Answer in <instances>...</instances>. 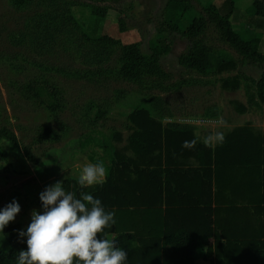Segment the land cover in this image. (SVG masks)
<instances>
[{"label": "trees", "instance_id": "obj_1", "mask_svg": "<svg viewBox=\"0 0 264 264\" xmlns=\"http://www.w3.org/2000/svg\"><path fill=\"white\" fill-rule=\"evenodd\" d=\"M10 1L21 8L33 0ZM94 1L119 3L122 0ZM194 1L167 0L158 32H177L191 42L179 61L202 77L222 75L240 65L263 69L259 78L240 73L222 76L221 86L236 90L245 85L249 89L250 107L264 112V50L261 49L264 42V1L253 0L247 10L260 29L255 33L237 30L233 26L235 0H223L220 6L207 2L200 10L196 9ZM54 5L52 2L43 12L33 16L29 25L32 32L29 37L22 35L20 43L26 37L31 47L50 50L71 29L80 28L69 14V7ZM58 8L64 10L61 15ZM108 11L107 6L91 7L95 18H107ZM211 28L222 43L234 49L237 56L230 55L207 39ZM83 34L90 41L86 59L91 58V68L73 72L53 67L50 71L57 70L76 78L108 75L143 88L165 89L169 74L161 65V55L170 50L169 44L153 41L151 52L146 53L137 42L121 44L107 34L95 37L85 30ZM79 45L83 49L84 46ZM25 57V53L17 54L15 60L23 61ZM17 89L23 97L42 105L51 114H57L64 108L62 89L45 75L29 79ZM237 110L245 113L248 106L239 103ZM109 112H98V123ZM206 113L209 117L219 116L217 107H211ZM128 119L130 133L124 145L118 144L123 141L120 132L103 136L98 142L104 155L96 162L103 161L108 173L103 185L81 188L76 177L61 180L65 190L77 198L81 192L91 193L102 201L105 211L115 213V225L106 228L105 233L116 241L118 247L127 251L125 264H196L199 258L208 256L210 249L215 264H264L263 219L255 221L259 226L251 229L248 235L241 238L233 234L224 236L225 239L211 231L197 235L190 232L192 227H189L195 223L181 222V217L212 219L224 213L225 209H220L219 205L224 197L222 190L227 185H232L238 199L244 201L243 207H238L234 200L230 204L234 208L227 210L228 213L244 212L251 217H264V133L249 124L236 126L224 134L222 143L206 147L204 139L196 133L195 125L163 123L149 108L132 110ZM38 135L40 141L56 142L63 138V134L52 126L42 127ZM194 139L198 141L195 147H183L185 141ZM4 140L17 146L34 167H45L35 154L21 145L16 133L7 125H0L1 157L6 154L2 146ZM90 140L92 137L88 136L64 146L63 157L85 149ZM181 155L185 162L174 161ZM190 157H194L195 165L189 163ZM38 204L42 206L40 196ZM20 230L26 232L27 228L19 222H9L5 226L3 234L9 247L0 245V264H16L19 251L27 249V237H21ZM211 236L215 240L209 246Z\"/></svg>", "mask_w": 264, "mask_h": 264}, {"label": "rangeland", "instance_id": "obj_2", "mask_svg": "<svg viewBox=\"0 0 264 264\" xmlns=\"http://www.w3.org/2000/svg\"><path fill=\"white\" fill-rule=\"evenodd\" d=\"M31 2L26 7L18 8L10 0H0V125H7L14 131L21 145L26 146L45 164V167H34L17 146L2 141L6 154L0 156V207L4 208L13 200L21 206V211L11 222L18 221L27 228L31 223L32 211H44L38 200L47 186L64 178H77L84 164L95 163L97 158L104 155V150L98 144L103 136H113L116 132H120L123 139L128 136V117L136 108H149L166 124L179 122L195 125L196 130L206 137L217 132L224 135L238 125L249 124L258 131L264 130V112L250 107L249 89L245 85L236 90L221 86L222 76L240 73L259 78L263 69L240 65L236 70L222 75L202 77L186 68L179 58L189 49L191 42L177 32H158L167 0H122L119 3L94 0ZM52 2H55L54 6L69 7V14L80 28H73L59 38L53 49L41 51L31 47L26 37L32 32L29 25L33 16L43 12ZM207 2L220 6L223 0H195L194 6L200 10ZM235 2L233 26L248 33L260 31L247 12L253 0ZM95 5L109 7L107 18H95L92 15L91 7ZM62 11L63 8H58L59 15ZM65 21L68 22L67 19ZM84 30L95 37L110 35L121 44L137 42L146 53L151 52L153 41L169 44L170 50L161 55V65L169 74L165 89L143 88L108 75L98 79L76 78L57 70L50 71L53 67L73 72L91 68V58L86 59L90 52L87 48L90 41L83 34ZM25 34L27 36L20 43ZM207 39L230 55L237 56L234 49L218 39L212 28L208 31ZM79 43L84 46L83 49ZM261 49L264 50V42ZM22 53L26 54L25 59L15 60L17 54ZM40 75L49 77L62 89L64 108L61 112L51 114L42 105L18 93L19 85ZM239 103L248 106V111L239 112ZM211 107L218 108V117L207 115ZM102 110L110 112L98 123L97 113ZM44 126H52L63 134V138L56 142L40 141L38 131ZM88 136L92 140L85 149L63 157L64 146ZM1 234L0 244L5 243L4 246L8 247L9 243Z\"/></svg>", "mask_w": 264, "mask_h": 264}, {"label": "clouds", "instance_id": "obj_3", "mask_svg": "<svg viewBox=\"0 0 264 264\" xmlns=\"http://www.w3.org/2000/svg\"><path fill=\"white\" fill-rule=\"evenodd\" d=\"M223 140V133L217 132L205 137L203 143L214 147ZM197 142L185 141L183 147L191 149ZM107 174L103 161L86 163L77 182L81 188L103 185ZM40 200L43 213L34 209L26 232H19L27 237V249L19 251L16 264H125L127 251L105 233L115 225V213L105 211L99 198L88 192L77 198L58 181L40 193ZM20 211L16 200L0 210V232Z\"/></svg>", "mask_w": 264, "mask_h": 264}, {"label": "crops", "instance_id": "obj_4", "mask_svg": "<svg viewBox=\"0 0 264 264\" xmlns=\"http://www.w3.org/2000/svg\"><path fill=\"white\" fill-rule=\"evenodd\" d=\"M238 126H241V125H238ZM196 133L202 138L206 137V135L204 136L203 134H201V132L198 129L196 130ZM261 133H264V130ZM127 137L128 136H126L123 139V142L125 141L124 144L127 142L126 141ZM118 144L120 145L121 142ZM120 146H122V145H120ZM180 160H181V163L185 162V158L183 155L178 156V158L175 159L174 161H180ZM189 163H191L193 165L196 164L194 157H190ZM222 193H223L224 197H223V200L220 201L219 206H220V209H225V211H223L224 213H222L220 215H215L212 217V219L215 221V223H211V221H213L211 218L209 219V218H206V217L204 218L201 216H195V217H189V218H182L181 217V222H190V223L196 224L195 226H189V227H192V229H190V232H193L197 235H201L203 232L206 233L207 231L208 232L211 231L214 234H217L218 236H222V237L233 236V234H235L236 236H240L242 238V237L248 235L250 230L253 229L255 226L256 227L259 226V225L255 224L256 223L255 221H261L262 219L264 221V217H259V218L254 217V216L251 217V216L247 215V213H244V212L228 213L227 210H230V208H234V207H230L231 206L230 204H232L234 202V200H235V202H237L236 206H238V207H241V206L243 207L244 201H242L241 199H238V197L236 196V193H234V188L232 185L231 186L227 185V187L224 190H222ZM211 225H212V227H211ZM202 229H203V231H201ZM1 233H2L1 235H4L3 232H1ZM113 236L114 235H112V237ZM224 239H225V237H224ZM214 240H215V238L213 236H211L209 238V246H212L214 244ZM4 244L2 243L0 245L3 248L9 247V246L5 247ZM213 258H214V254L210 249L208 252V256L207 257L203 256V257L199 258L197 260L196 264H215L212 262Z\"/></svg>", "mask_w": 264, "mask_h": 264}]
</instances>
